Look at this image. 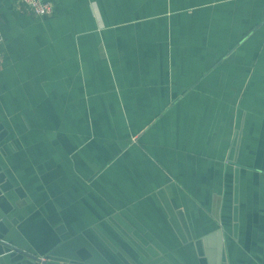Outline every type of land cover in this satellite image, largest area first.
Returning <instances> with one entry per match:
<instances>
[{
  "label": "crops",
  "instance_id": "crops-1",
  "mask_svg": "<svg viewBox=\"0 0 264 264\" xmlns=\"http://www.w3.org/2000/svg\"><path fill=\"white\" fill-rule=\"evenodd\" d=\"M50 1L0 0V264H264V0Z\"/></svg>",
  "mask_w": 264,
  "mask_h": 264
},
{
  "label": "built area",
  "instance_id": "built-area-1",
  "mask_svg": "<svg viewBox=\"0 0 264 264\" xmlns=\"http://www.w3.org/2000/svg\"><path fill=\"white\" fill-rule=\"evenodd\" d=\"M27 11L37 17H47L55 12V5L50 0H18ZM4 38L0 33V44H2ZM43 259V258H42ZM45 260V259H43Z\"/></svg>",
  "mask_w": 264,
  "mask_h": 264
},
{
  "label": "water",
  "instance_id": "water-1",
  "mask_svg": "<svg viewBox=\"0 0 264 264\" xmlns=\"http://www.w3.org/2000/svg\"><path fill=\"white\" fill-rule=\"evenodd\" d=\"M220 234V232H218ZM222 248V247H221ZM25 254V253H24ZM29 260H31L32 262H42V264H48V262L46 260H43L42 258L38 257V256H32V255H27L25 254ZM52 264V263H51Z\"/></svg>",
  "mask_w": 264,
  "mask_h": 264
}]
</instances>
